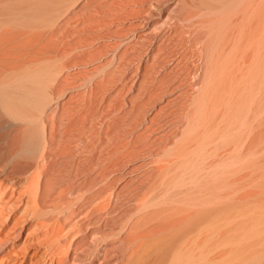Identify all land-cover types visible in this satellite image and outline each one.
<instances>
[{
  "label": "rangeland",
  "instance_id": "rangeland-1",
  "mask_svg": "<svg viewBox=\"0 0 264 264\" xmlns=\"http://www.w3.org/2000/svg\"><path fill=\"white\" fill-rule=\"evenodd\" d=\"M81 2L49 0L51 22L0 2V243L25 252L54 228L68 264H264V0H119L62 26ZM71 47L80 57L56 99L47 77ZM37 132L64 171L56 182L117 176L138 197L101 224L76 195L37 208L26 187L45 153L15 154ZM6 253L0 264H20Z\"/></svg>",
  "mask_w": 264,
  "mask_h": 264
},
{
  "label": "bare ground",
  "instance_id": "bare-ground-1",
  "mask_svg": "<svg viewBox=\"0 0 264 264\" xmlns=\"http://www.w3.org/2000/svg\"><path fill=\"white\" fill-rule=\"evenodd\" d=\"M81 1H83V0H80V2ZM118 1L119 0H110L109 2H101V0H93V1H87L86 0V2L83 1V2L79 3L78 10L75 11L74 13H72L70 16H68L64 20L62 26H69L70 24L75 22L77 19H82V24L85 25L86 23L90 22V18L95 12L100 13L103 10V8L110 7L111 5L116 4ZM0 2L2 3L1 4L2 7H8L9 5L14 6V5L19 4V7H20L19 11L20 12H18V14L21 13V16L23 17V19L25 18V20L29 21V22H32V20L33 21L45 20V18L49 22H51V20L53 18L51 16L52 15L51 13L47 12L46 9L45 10L43 9V8H45V5H47V2L49 3V0H0ZM90 8L93 11L91 14H89V13L85 14L83 12L84 10L90 9ZM152 8H153V6H152ZM81 14H83L82 18H81ZM163 19H164V22L168 21V20H165L164 17H163ZM161 21H163V20H161ZM161 24H165V23L161 22ZM154 25H152V26H154ZM155 31H157V30H155ZM187 36L189 37V35H187ZM34 39L35 38H33L32 40H34ZM8 40H9L8 38H6V39L2 38V39H0V43H6ZM130 41H132V40H130ZM126 45H127V43H126ZM78 52H79L78 47H71L69 51H66V52L64 51V54H62V58L63 57L66 58V62L64 64V70L59 72V73H50L47 77V82H52L53 78L57 74V77L54 79L56 82V99L61 97L64 94V92H65L64 84L68 80H71L75 74L72 72V67L74 64V60H77V58L80 57ZM206 70H207L208 74H210L212 77L213 71L215 70L213 61H211L208 64ZM199 73L200 72H198V74ZM14 76H15V74H14ZM4 79H6V78H4ZM212 84H213V80L210 79L206 88H205L206 91H207V89H210ZM87 85H88V81L85 80L83 82H78V85L73 86L72 88L84 89ZM114 94H115V92H113L109 96L108 99L106 97L100 96L101 98L97 99V103L99 104L98 108H102L104 106L103 104L106 105L107 102H111V98L114 96ZM77 97H78V99H81L83 97V95L78 94ZM84 100L85 99L80 100L79 104L83 103ZM82 105H84V104H82ZM5 108L9 109V103L8 102L6 103ZM52 118H54V117H52ZM50 132L52 133V129ZM40 151L45 153V149L43 148V145L41 143V133L37 132V133H35V142L33 143L31 136H29L26 140H24L20 144V146H19V148H17V151L15 154H22V153H29V152H40ZM145 160H147V159H145ZM58 169L59 168L56 167L53 150H52V148H50L43 155V170L44 171H43L42 180L38 181L35 184L29 185L26 187L27 193H34L31 200L34 203V205L41 210H45V209L50 208L51 205L55 202V200L59 196L62 197L64 194L68 193L70 195H76L75 197H76L77 201H82V204L79 207L77 212L80 214H83L86 218L94 216L93 217L94 218L93 224H97V223L101 224L103 222L109 223L110 221L115 220L119 217L117 215L118 214L117 212L120 209V202L122 200H125L126 203H132L133 201H135V199L138 197V194H139L140 189L138 186L134 185L131 181L124 183V184H120L119 178L117 176H114L112 178H105V179L99 180V181H91V182L83 181V182H79V183H58V182H56L57 178H59V177L61 178L64 174V171H62V169H60V170H58ZM95 216H96V219H95ZM115 216H118V217H115ZM90 219L91 218H88V220H90ZM95 220H97L96 223L94 222ZM91 222H92V220H91ZM57 226H59V225H57ZM25 231H27V230H25ZM56 232H58V231H56V229H54V228H49V229L43 231L39 235V237L37 238L36 244L30 245V247H29L30 249L26 250L25 252H18L16 250H11V247L5 246L6 242L0 243V246H1L0 248L3 249L4 251H7V253L3 257V259H7L10 257H16L17 259H19L20 264H37L39 262L36 261V259H38L37 258L38 255L41 254L43 256L42 257L43 261L41 262V264H62L64 262L63 261L64 258L58 257L59 253L56 250V248H58V247H56V245H54L55 242L59 240V234L58 233L61 234V232L59 231L57 234H56ZM149 235H150V232H144L142 234V237L146 238ZM82 236L80 237V239L76 240L75 244H79L81 242L83 243V241H85L86 236L84 235L85 236L84 238ZM81 238H83V239H81ZM138 238H139L138 236L130 234L124 239V244L126 245V247H128L129 245L134 243ZM5 241H7V238H5ZM78 241H79V243H78ZM59 255H61V254H59ZM64 260L66 262V259H64ZM68 263L69 262L67 261L66 263H63V264H68ZM112 264H122V263L120 260L116 259L113 261Z\"/></svg>",
  "mask_w": 264,
  "mask_h": 264
}]
</instances>
